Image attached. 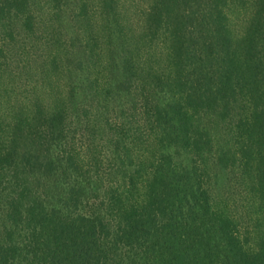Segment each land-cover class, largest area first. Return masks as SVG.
<instances>
[{
	"label": "trees",
	"instance_id": "obj_1",
	"mask_svg": "<svg viewBox=\"0 0 264 264\" xmlns=\"http://www.w3.org/2000/svg\"><path fill=\"white\" fill-rule=\"evenodd\" d=\"M0 264H264V0H0Z\"/></svg>",
	"mask_w": 264,
	"mask_h": 264
}]
</instances>
